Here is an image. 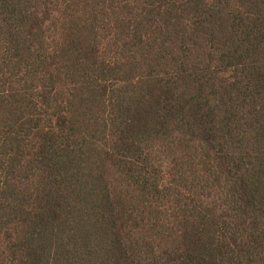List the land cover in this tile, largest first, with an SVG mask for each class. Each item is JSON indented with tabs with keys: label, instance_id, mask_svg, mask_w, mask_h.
Segmentation results:
<instances>
[{
	"label": "trees",
	"instance_id": "16d2710c",
	"mask_svg": "<svg viewBox=\"0 0 264 264\" xmlns=\"http://www.w3.org/2000/svg\"><path fill=\"white\" fill-rule=\"evenodd\" d=\"M0 264H264V0H0Z\"/></svg>",
	"mask_w": 264,
	"mask_h": 264
}]
</instances>
